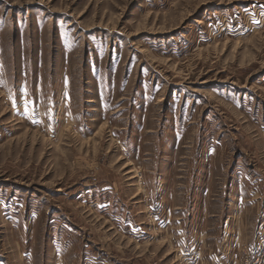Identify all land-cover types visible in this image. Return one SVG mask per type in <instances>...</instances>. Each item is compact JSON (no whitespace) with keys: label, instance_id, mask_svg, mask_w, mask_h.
I'll use <instances>...</instances> for the list:
<instances>
[{"label":"rangeland","instance_id":"374dc122","mask_svg":"<svg viewBox=\"0 0 264 264\" xmlns=\"http://www.w3.org/2000/svg\"><path fill=\"white\" fill-rule=\"evenodd\" d=\"M263 258L264 0H0V264Z\"/></svg>","mask_w":264,"mask_h":264},{"label":"crops","instance_id":"0c3cea01","mask_svg":"<svg viewBox=\"0 0 264 264\" xmlns=\"http://www.w3.org/2000/svg\"><path fill=\"white\" fill-rule=\"evenodd\" d=\"M232 211H234V208L232 209ZM226 221H227V219H226Z\"/></svg>","mask_w":264,"mask_h":264},{"label":"built area","instance_id":"2783aa9c","mask_svg":"<svg viewBox=\"0 0 264 264\" xmlns=\"http://www.w3.org/2000/svg\"><path fill=\"white\" fill-rule=\"evenodd\" d=\"M263 261H264V258H263Z\"/></svg>","mask_w":264,"mask_h":264}]
</instances>
